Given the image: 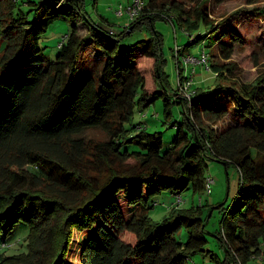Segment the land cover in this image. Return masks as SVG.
Listing matches in <instances>:
<instances>
[{"label": "trees", "instance_id": "1", "mask_svg": "<svg viewBox=\"0 0 264 264\" xmlns=\"http://www.w3.org/2000/svg\"><path fill=\"white\" fill-rule=\"evenodd\" d=\"M16 1L0 0V264H188L208 243V204L173 206L160 223L149 209L163 191L172 198L188 189L209 192L208 159L239 172L237 194L218 206L221 264L264 261V75L238 88L218 84L236 79L217 59L229 61L242 35L211 22L206 0L194 20L182 4L187 0H144L120 32L108 20L91 19L86 0H26L27 11ZM62 16L72 28L50 62L39 41ZM157 20L171 21L187 37L176 44L174 89ZM135 28L149 38L121 46ZM197 46L208 55L213 80L205 88L194 84L186 99L179 94L187 78L183 58L196 57ZM160 98L163 123L177 127L165 151L162 132L133 122ZM174 105L180 118L171 122ZM205 119L226 124L214 128ZM88 128L107 139L77 136ZM20 223L28 227L26 251L8 253L22 241L12 239Z\"/></svg>", "mask_w": 264, "mask_h": 264}, {"label": "rangeland", "instance_id": "2", "mask_svg": "<svg viewBox=\"0 0 264 264\" xmlns=\"http://www.w3.org/2000/svg\"><path fill=\"white\" fill-rule=\"evenodd\" d=\"M26 0H17L16 3L23 6L24 10H28V6L23 5ZM204 0H187L185 3V9L189 13V18L194 20L198 17L200 6ZM206 11L209 12V19L214 23L226 22V26L222 25V29L233 28L237 33L242 35V44L235 45L234 53L229 61H223L218 58L217 61L229 64L230 68L234 70L235 79L224 77L218 79V84L224 86H233L238 88L241 84L250 83L255 81L258 77L264 75V14L260 17L253 16L257 10L264 13V0H256L253 3L248 0H224L219 2L218 0H206ZM135 0H97L94 3L93 0H86L85 10L88 12L91 19L98 21L99 15L106 16L112 23H115V29L120 32L125 24L129 23V16L126 12V8L132 5ZM122 6L124 14L117 16L116 11ZM228 19V21H226ZM81 25V24H80ZM72 28L71 21L62 16L50 24L46 30V33L40 39V46L45 48L44 53L48 61L53 62L56 60L58 53V46L67 34L70 33ZM156 29L161 32L163 38V51L165 53L166 61L164 62L165 69L168 74V87L174 89L178 85L179 76L177 63L178 59L176 53L173 55L172 49L180 42L185 43L187 37L185 32L178 26H174L171 21L157 20ZM80 33L82 36L88 34L85 25L80 26ZM149 38V32L144 28H135L134 31L122 38L120 45L128 47L140 40H146ZM4 42L0 37V55L3 53ZM199 46L193 47L191 53L200 57L197 53ZM181 54V53H180ZM185 53L184 55H186ZM183 56V55H181ZM189 55L187 54L186 58ZM186 60V59H185ZM188 60V58H187ZM198 65L194 68L197 69ZM201 66V65H200ZM203 76H196V72L192 74L191 69L184 66V74L192 75L194 82L195 77L198 79L196 86H203L204 88L209 86L213 78L210 71L201 66ZM206 73V74H205ZM82 74V73H81ZM81 74L78 78H81ZM227 74V73H226ZM231 75V73H229ZM164 102L163 99H158L154 105L145 110L143 114L136 112L133 122L143 121L147 125L149 132L159 131L162 132L164 141V151L168 150L172 145L173 137L177 132V127L172 126L169 123H163L164 121ZM180 108L174 105L173 112L174 118L171 122L177 121L180 118ZM229 116L226 122L231 121ZM170 122V123H171ZM225 121H219L212 123V121L204 120L206 125L214 128H221L226 124ZM85 139L106 140L107 135L99 128H88L83 133L77 135ZM35 170L30 166H25ZM206 176L214 179L209 192H204L201 195L194 194L190 189L182 193V201L178 202L177 198H172V194L169 191L160 193L155 199V204L149 209V216L153 223H160L166 216L169 215L173 206L178 205L180 208H191L194 205L208 204V221L206 222L205 231L208 238L205 251L192 254L188 260V264H221L225 259V249L221 246L219 239L214 235L220 225L221 213L218 206L222 203L229 205L238 191L239 185V172L233 166L228 167L217 160L208 159V166L206 168ZM28 234V227L20 223L14 229L12 239L21 238L22 241L14 248L10 249L8 253H19L26 251V236ZM187 236L186 231L183 229L177 234V238L185 240ZM78 239V237H76ZM246 264H264L261 259H251Z\"/></svg>", "mask_w": 264, "mask_h": 264}, {"label": "built area", "instance_id": "3", "mask_svg": "<svg viewBox=\"0 0 264 264\" xmlns=\"http://www.w3.org/2000/svg\"><path fill=\"white\" fill-rule=\"evenodd\" d=\"M144 5V0H135V2L128 6L126 8V12L129 16V20H135L139 15H140V11L142 10ZM124 14V10L122 8V6H120V8L116 11V15L117 16H122ZM129 21V22H130ZM61 45V43H59V46ZM176 48V55L179 54V50L177 51V49L179 48L177 45L175 46ZM188 58V60H187ZM184 57L183 61L185 66L189 67L192 71V74H194L196 72V68H194L195 65H201L203 66L205 69H209L208 68V55L206 54V52L204 50H202V52L200 53V57H195L193 55H189L188 57ZM186 59V60H185ZM185 77H187L179 86V94L183 97V98H190L191 95L193 94V88L192 86L195 84L194 82V78L192 75L189 74H184ZM214 182V179L209 177L207 178V182L206 185L208 187V189H210L212 183ZM178 200V202L182 201V196L181 195H176L175 196ZM2 247L6 246V244H1Z\"/></svg>", "mask_w": 264, "mask_h": 264}, {"label": "crops", "instance_id": "4", "mask_svg": "<svg viewBox=\"0 0 264 264\" xmlns=\"http://www.w3.org/2000/svg\"><path fill=\"white\" fill-rule=\"evenodd\" d=\"M85 3H86V1H85ZM23 5H27L26 4V2H24L23 3ZM84 7H85V4H84ZM102 18V19H101ZM99 19L100 20H108L109 22H111L106 16H104V15H99ZM112 23V22H111ZM112 24H115V23H112ZM126 25V24H125ZM181 43V42H180ZM188 51L187 50H185L184 51V53H187ZM202 67L200 66V65H198L197 66V69H196V76H200V75H204V74H201L203 71H202V69H201ZM204 73V72H203ZM206 74V73H205ZM195 79H196V82L198 83V79H197V77H195ZM197 83H195V86H196V84Z\"/></svg>", "mask_w": 264, "mask_h": 264}]
</instances>
